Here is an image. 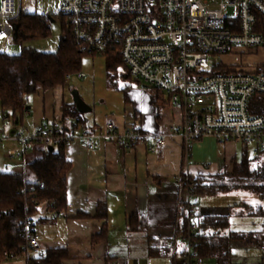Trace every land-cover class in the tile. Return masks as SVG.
Returning a JSON list of instances; mask_svg holds the SVG:
<instances>
[{
  "label": "crops",
  "instance_id": "obj_1",
  "mask_svg": "<svg viewBox=\"0 0 264 264\" xmlns=\"http://www.w3.org/2000/svg\"><path fill=\"white\" fill-rule=\"evenodd\" d=\"M11 38L12 34L7 40ZM71 77L66 86L39 89L27 97L24 122L18 127L4 115L0 103V131L4 136L0 171L22 174L20 159L9 155L10 150L19 149L13 138L16 132L23 130L33 134L40 124L58 126L65 122L62 104L64 101L74 103L73 97L66 96ZM127 92V106L122 112H111L113 107L109 104H88L91 111L86 113L87 122L83 127L102 135L108 121L121 131L133 125L139 142L125 148L100 137L94 150H89L79 141L67 144L66 157L72 164L67 177V212L58 218L47 204H42L33 217L46 252L67 249L69 256L63 264H182V255L188 244L177 237V227L183 219L179 214L185 207L189 213V200L198 209L195 217L189 216L191 224H196L197 217H228L229 226L221 229L220 235L243 234L242 238L231 240L228 257L202 258V264H264V250L260 247L264 240V215L257 211L260 207L246 204L241 207L206 198L228 195L241 189L216 195H189L182 177V174L194 177L230 175L243 154L251 161L253 169L262 165L264 158L250 159L247 144L221 143L211 135L194 142L188 149L181 134L182 108L172 106L164 94L168 104L159 116L156 90L142 86ZM259 104V98L254 97L251 106ZM158 137H164L165 143L156 152H151L150 147L155 145ZM44 150L46 147L41 142L33 143L25 154L27 165L41 156ZM9 163L14 169H6ZM202 200L205 201L203 206ZM100 205L106 207V218L96 217ZM79 214L89 217H78ZM255 215L263 216L262 221L257 219L258 225L253 223L233 228V217ZM133 217L136 222L131 229ZM104 226L108 228L107 237L95 241V236L101 234ZM0 264H27V260L22 257L0 261Z\"/></svg>",
  "mask_w": 264,
  "mask_h": 264
},
{
  "label": "built area",
  "instance_id": "obj_2",
  "mask_svg": "<svg viewBox=\"0 0 264 264\" xmlns=\"http://www.w3.org/2000/svg\"><path fill=\"white\" fill-rule=\"evenodd\" d=\"M230 8L235 9V16ZM20 14V0H0V45L11 36L12 21ZM58 16L80 51L101 54L111 50L120 55L125 77L159 89L172 106L183 109L181 134L188 149L211 135L221 143L247 144L250 159L264 158V116L250 109L254 97L264 96V0H61ZM48 27L53 29L52 22ZM214 56H231L238 62H212ZM250 57L256 60L248 62ZM100 137L125 148L140 140L133 125L121 131L108 121L102 135H96L67 118L58 126L40 124L33 134L16 132L13 138L19 149L10 150L9 155L20 159L25 174V154L36 141L46 148L79 141L94 150ZM3 139L0 131V150ZM164 143V137H158L150 151L156 152ZM6 169L14 166L9 163ZM187 178L193 186L195 177ZM187 190L191 195L189 186ZM187 208L190 218L195 217L197 205L188 200ZM25 232L27 263L31 257L45 256L34 221L27 223ZM183 239L188 249L182 264H202L191 250L190 238ZM260 247L264 250V240Z\"/></svg>",
  "mask_w": 264,
  "mask_h": 264
},
{
  "label": "trees",
  "instance_id": "obj_3",
  "mask_svg": "<svg viewBox=\"0 0 264 264\" xmlns=\"http://www.w3.org/2000/svg\"><path fill=\"white\" fill-rule=\"evenodd\" d=\"M52 21H55L52 16L21 13L12 21L13 41L24 44L34 39L48 37L52 32L48 23ZM64 28L67 33L62 37L56 52L45 53L25 48L19 54L0 53V103L4 115L16 127L24 122L27 97L39 89L49 90L66 86L68 76L83 72L84 56H106L107 76L115 87L119 68L126 69L120 55L111 50L101 54L80 51L65 23ZM134 80L139 82L137 79ZM124 91L127 97L128 88ZM156 91L155 102L160 116L168 100L164 98L163 92L159 89ZM256 97L261 104L252 105L251 112L264 115V96ZM62 111L64 121L70 118L81 126L86 125V114L80 113L75 103L64 101ZM69 142L56 145L52 151L46 148L41 156L27 165L25 174L0 171V261L23 257L27 247L25 226L31 221L36 223L33 217L40 205L47 204L54 215L58 213L64 216L67 212V177L72 167L66 157V146ZM182 177L187 188L189 186L192 194L196 196L216 195L241 189L264 198V163L253 169L251 161L245 154L230 175L198 176L193 179V186L189 185L190 181L186 175L182 174ZM37 181L41 184H37ZM185 208L179 214L183 219L177 227V237L182 241L183 237H189L194 246L193 253L201 259L216 255L221 258L228 257L231 240L243 237V234L239 233H231L224 237L220 235V230L229 226V218L197 217L196 228H193L190 215ZM257 211L264 215V208L260 207ZM80 216L89 217L86 214H79L78 217ZM96 217H107L104 205H100ZM135 222L133 217L131 229H134ZM107 231V226H104L101 234L95 236L94 240L105 239ZM5 252L9 257L4 255ZM68 256L67 249H50L43 257H31L27 264H63Z\"/></svg>",
  "mask_w": 264,
  "mask_h": 264
},
{
  "label": "rangeland",
  "instance_id": "obj_4",
  "mask_svg": "<svg viewBox=\"0 0 264 264\" xmlns=\"http://www.w3.org/2000/svg\"><path fill=\"white\" fill-rule=\"evenodd\" d=\"M21 6L24 14H44L52 16L55 19V21L52 22V32L48 37L34 39L24 44L16 43L13 41V38L6 40L4 44L0 46V53L14 55L21 53L25 48H31L45 53L56 52L62 37L67 33V30L64 28V23L58 17L61 10V0H21ZM230 10L231 16H235V9L230 8ZM211 60L212 62L222 61L227 65H233L238 62V60L231 56H214ZM255 60V57H250L248 62H253ZM82 71L86 76L79 78L77 74L73 75L69 83L71 88L67 89L66 96L72 98V91L77 89L85 103L90 105L109 104V106L113 107L111 112L114 110L119 112L125 111L127 102L124 89L128 87L130 90H136L141 89L142 86H148L145 83L139 84L136 83L134 79L125 77L126 69L123 67L119 68L118 77L116 79L117 86H113L107 76L106 56L104 55L84 56ZM148 88L154 91L156 90V88L151 86H148ZM70 89L72 90L71 92ZM128 93L129 92H127V95ZM240 162L241 157L238 158V163ZM206 198L225 201L230 204H239L241 207L246 204L254 208H264V198L243 190L234 191L224 196ZM204 203L205 201L202 200V206ZM235 217H233L231 221L233 228H241V226L245 224L253 225V223L258 225L260 222L257 219L262 221L263 218V216L259 215L239 217L238 219Z\"/></svg>",
  "mask_w": 264,
  "mask_h": 264
},
{
  "label": "water",
  "instance_id": "obj_5",
  "mask_svg": "<svg viewBox=\"0 0 264 264\" xmlns=\"http://www.w3.org/2000/svg\"><path fill=\"white\" fill-rule=\"evenodd\" d=\"M72 95L73 101L76 104L77 110L80 113L86 114L91 111V107L87 103H85L77 89L72 91ZM48 149L52 151L54 150V147L50 146Z\"/></svg>",
  "mask_w": 264,
  "mask_h": 264
}]
</instances>
